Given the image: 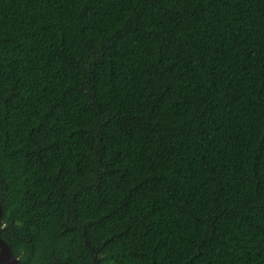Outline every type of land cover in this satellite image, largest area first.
<instances>
[{"label": "trees", "instance_id": "obj_1", "mask_svg": "<svg viewBox=\"0 0 264 264\" xmlns=\"http://www.w3.org/2000/svg\"><path fill=\"white\" fill-rule=\"evenodd\" d=\"M0 201L20 264H264V0H0Z\"/></svg>", "mask_w": 264, "mask_h": 264}, {"label": "water", "instance_id": "obj_2", "mask_svg": "<svg viewBox=\"0 0 264 264\" xmlns=\"http://www.w3.org/2000/svg\"><path fill=\"white\" fill-rule=\"evenodd\" d=\"M2 203L0 201V220L2 215ZM0 264H20L19 257L13 254L9 240L0 231Z\"/></svg>", "mask_w": 264, "mask_h": 264}, {"label": "flooded vegetation", "instance_id": "obj_3", "mask_svg": "<svg viewBox=\"0 0 264 264\" xmlns=\"http://www.w3.org/2000/svg\"><path fill=\"white\" fill-rule=\"evenodd\" d=\"M1 229V231H2V228H0ZM3 229H4V226H3Z\"/></svg>", "mask_w": 264, "mask_h": 264}]
</instances>
